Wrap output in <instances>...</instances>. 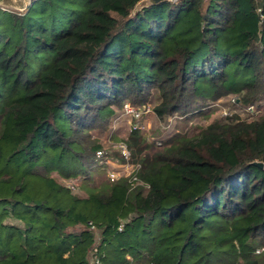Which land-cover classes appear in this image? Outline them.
<instances>
[{
    "label": "trees",
    "instance_id": "1",
    "mask_svg": "<svg viewBox=\"0 0 264 264\" xmlns=\"http://www.w3.org/2000/svg\"><path fill=\"white\" fill-rule=\"evenodd\" d=\"M140 1L0 7V264H264V116L155 152L133 131L138 184L93 135L151 95L162 121L227 96L261 110L264 0Z\"/></svg>",
    "mask_w": 264,
    "mask_h": 264
},
{
    "label": "rangeland",
    "instance_id": "2",
    "mask_svg": "<svg viewBox=\"0 0 264 264\" xmlns=\"http://www.w3.org/2000/svg\"><path fill=\"white\" fill-rule=\"evenodd\" d=\"M0 7L12 11H23L18 6L13 4L0 3ZM135 107H142L138 104L126 103ZM124 105V106H125ZM156 100L154 95H151L147 100L146 106L151 112L144 116L139 122L134 116L125 114L123 109L118 108L116 114L110 118L105 126L96 129L93 132L94 138L101 144V149L105 155L110 157L109 165L106 166L108 174L115 172L120 177H131L135 171V163L130 161L127 164L120 157V144L125 143L130 134L135 131L134 126L138 124L141 127L140 133L149 143L154 144L155 152L160 147V143L165 142L170 137L177 133H183L192 136L200 128H206L217 120H223L224 117L238 116L243 120L251 121L257 117L264 116V106L259 111H248V108H243L239 105L234 97H224L218 102L209 106L204 112L205 115L197 114L193 118L187 116L180 117L176 115L168 118L165 121L159 119L154 111ZM74 192L84 196V193L79 192L77 182H69Z\"/></svg>",
    "mask_w": 264,
    "mask_h": 264
},
{
    "label": "built area",
    "instance_id": "3",
    "mask_svg": "<svg viewBox=\"0 0 264 264\" xmlns=\"http://www.w3.org/2000/svg\"><path fill=\"white\" fill-rule=\"evenodd\" d=\"M248 111H250V112L253 111L254 112V107L253 106L249 107ZM123 112L125 114H127V115L134 116V118L137 119L138 122H139L142 118H144L145 115L149 114L151 112V110L147 106L135 107V106H131V105H125ZM134 130L135 131H140L141 127L138 124H136L134 126ZM120 153H121L120 154L121 159L124 160L127 164H129L131 159H132V153H131V150L128 147L127 143L120 144ZM96 157H97V160L99 161V163L101 165H104L105 167L107 165H109L108 164L109 163L108 160H110V157L105 155L102 151H98L96 153ZM139 168H140L139 165H135L134 174L137 172V170H139ZM134 174L131 177H129L130 178V182L132 184H138L139 181L137 180V177L134 176ZM109 177H110V179L112 181H115V180H118L119 178H121L115 172H110L109 173ZM92 228H94V227H92ZM263 250L264 249L258 250L257 254H261ZM89 264H102V263H101L100 259L96 255H93L91 257V260H90Z\"/></svg>",
    "mask_w": 264,
    "mask_h": 264
},
{
    "label": "water",
    "instance_id": "4",
    "mask_svg": "<svg viewBox=\"0 0 264 264\" xmlns=\"http://www.w3.org/2000/svg\"><path fill=\"white\" fill-rule=\"evenodd\" d=\"M36 0H0V3L5 2L6 4H13L15 6H18L22 10H25L32 6V4ZM174 0H141L135 7L134 12L141 11L145 8L151 7V6H157L160 4H165V3H172ZM255 165L259 167H263V163H255Z\"/></svg>",
    "mask_w": 264,
    "mask_h": 264
}]
</instances>
